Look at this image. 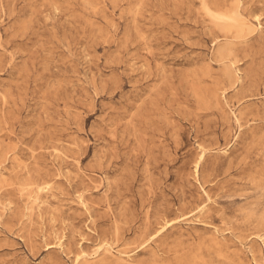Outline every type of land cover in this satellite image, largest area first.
<instances>
[{"label":"rangeland","instance_id":"rangeland-1","mask_svg":"<svg viewBox=\"0 0 264 264\" xmlns=\"http://www.w3.org/2000/svg\"><path fill=\"white\" fill-rule=\"evenodd\" d=\"M0 264H264V0H0Z\"/></svg>","mask_w":264,"mask_h":264},{"label":"bare ground","instance_id":"bare-ground-1","mask_svg":"<svg viewBox=\"0 0 264 264\" xmlns=\"http://www.w3.org/2000/svg\"><path fill=\"white\" fill-rule=\"evenodd\" d=\"M229 62V61H228ZM205 151V150H204ZM203 157H204V154H201L200 156H199V160L197 161V164H196V170L198 171V168H199V164H200V162H201V160L203 159ZM163 228V227H162ZM164 231V230H163Z\"/></svg>","mask_w":264,"mask_h":264}]
</instances>
